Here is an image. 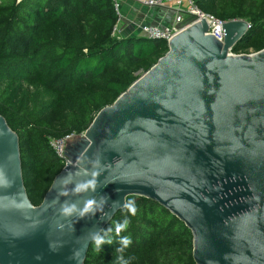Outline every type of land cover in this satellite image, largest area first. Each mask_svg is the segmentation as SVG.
<instances>
[{
  "label": "water",
  "instance_id": "obj_1",
  "mask_svg": "<svg viewBox=\"0 0 264 264\" xmlns=\"http://www.w3.org/2000/svg\"><path fill=\"white\" fill-rule=\"evenodd\" d=\"M249 26L225 21L220 41L201 19L173 36L67 143L38 205L23 184L18 136L0 114V264H78L70 259L77 251L83 264L90 234L128 196L183 222L196 264H264V49L230 53ZM93 171L97 190L73 193ZM102 195L109 200L95 216L60 212L65 201L82 207Z\"/></svg>",
  "mask_w": 264,
  "mask_h": 264
},
{
  "label": "trees",
  "instance_id": "obj_2",
  "mask_svg": "<svg viewBox=\"0 0 264 264\" xmlns=\"http://www.w3.org/2000/svg\"><path fill=\"white\" fill-rule=\"evenodd\" d=\"M223 21L250 26L232 52L264 49V0H194ZM111 0H0V114L17 134L27 196L38 205L64 159L49 138L83 132L96 113L111 104L167 51L161 38L111 35L116 22ZM135 216L119 210L105 225L111 244L92 241L83 264H119L115 225L131 223L124 250L130 264H196L192 235L160 204L128 196ZM103 234V232L101 233Z\"/></svg>",
  "mask_w": 264,
  "mask_h": 264
},
{
  "label": "built area",
  "instance_id": "obj_3",
  "mask_svg": "<svg viewBox=\"0 0 264 264\" xmlns=\"http://www.w3.org/2000/svg\"><path fill=\"white\" fill-rule=\"evenodd\" d=\"M113 9L117 16L111 31V35L115 37H121V3L120 0H111ZM139 2L146 7H160L164 5L175 6V15L171 24L159 26V25H142L140 27V35L148 38H161L167 43L168 41L188 26L204 19L208 31L206 34L213 35L216 39L222 41L224 37V30L222 24L225 22L220 18H217L209 13H206L200 9L194 0H139ZM231 54H234L232 51ZM84 132V131H83ZM69 134L61 138H49V146L56 153L57 156L65 159L64 150L68 142L74 138L83 134Z\"/></svg>",
  "mask_w": 264,
  "mask_h": 264
},
{
  "label": "clouds",
  "instance_id": "obj_4",
  "mask_svg": "<svg viewBox=\"0 0 264 264\" xmlns=\"http://www.w3.org/2000/svg\"><path fill=\"white\" fill-rule=\"evenodd\" d=\"M95 166L99 167V161H95ZM70 175L69 174V179L65 181V183L70 182ZM99 175L98 171H93L91 173V178L87 179L85 181H81L75 184L74 188L72 189L73 193H84V192H95L97 190L98 184L96 177ZM67 194V193H65ZM109 198L107 195H102L99 200H97L95 197L88 198L87 200L84 201L82 207H78L77 204L75 203H70L65 201L61 205L60 212L63 216H72L76 215L80 219L84 218L86 215H91L95 216L96 213L103 212L104 205L108 203ZM113 206L119 204L118 201H112ZM122 207L127 210V212L135 216L137 213V205L134 199H125ZM131 221L125 217V219L117 223L115 225V234L120 237L118 243L120 245L119 248L116 249L117 253L119 255L117 256V260L119 264H130V260L133 258H125L124 256V250L127 249L131 243H132V238L131 235H124L120 236L121 232L127 231ZM103 232V234H101ZM112 232V229L109 228L107 230L99 229L94 232H92L91 235V240L94 242L96 249L99 250L103 244H111L112 240L108 237V233ZM55 250V249H53ZM35 259L40 260L42 257L37 254ZM70 259L76 260L78 264H80V253L74 252L73 255L70 257Z\"/></svg>",
  "mask_w": 264,
  "mask_h": 264
},
{
  "label": "crops",
  "instance_id": "obj_5",
  "mask_svg": "<svg viewBox=\"0 0 264 264\" xmlns=\"http://www.w3.org/2000/svg\"><path fill=\"white\" fill-rule=\"evenodd\" d=\"M121 3V37L140 36L142 25H169L175 15V6L164 5L160 7L143 6L139 0H120Z\"/></svg>",
  "mask_w": 264,
  "mask_h": 264
},
{
  "label": "rangeland",
  "instance_id": "obj_6",
  "mask_svg": "<svg viewBox=\"0 0 264 264\" xmlns=\"http://www.w3.org/2000/svg\"><path fill=\"white\" fill-rule=\"evenodd\" d=\"M250 53H253V52L251 51ZM234 54H236V53H234ZM239 54H245V53H239ZM247 54H249V53H247ZM141 74H143V72L139 71L138 76H140Z\"/></svg>",
  "mask_w": 264,
  "mask_h": 264
}]
</instances>
